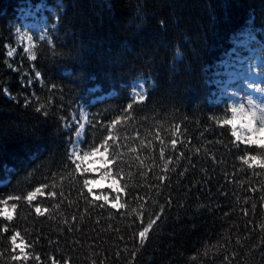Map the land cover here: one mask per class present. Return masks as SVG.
Wrapping results in <instances>:
<instances>
[{"label": "trees", "instance_id": "1", "mask_svg": "<svg viewBox=\"0 0 264 264\" xmlns=\"http://www.w3.org/2000/svg\"><path fill=\"white\" fill-rule=\"evenodd\" d=\"M38 7L33 61L17 30ZM244 40L264 58V0H0V206L16 204L0 264H264V168L241 159L264 149L218 123L231 113L217 79ZM76 132L81 156L118 154L122 208L85 198ZM17 232L27 260L12 259Z\"/></svg>", "mask_w": 264, "mask_h": 264}, {"label": "snow or ice", "instance_id": "2", "mask_svg": "<svg viewBox=\"0 0 264 264\" xmlns=\"http://www.w3.org/2000/svg\"><path fill=\"white\" fill-rule=\"evenodd\" d=\"M22 51L24 54H26V57L29 60H35L37 57L29 56L27 54L26 49L23 47ZM17 53V48L12 47L10 49H7L6 56L8 58H13L14 55ZM9 68H12L11 63L7 65ZM15 71L16 69H12ZM36 78H39L41 76V73L37 74L35 73ZM33 81L29 79L28 85H30ZM42 83V81H41ZM7 92V90H5ZM146 99L144 97L142 100H137L138 102H142ZM129 108L132 107L131 104L128 105ZM39 110V109H38ZM231 113L230 118L222 119L220 120L219 126L225 127L229 126L230 136L234 139L237 143H243L246 147H257L260 149H264V128H258V122H252L251 117L248 115L239 116L236 114V109L228 110ZM76 137H80V133H75ZM143 144V141H141ZM173 146H175L176 141H172ZM80 146L78 140L75 141L73 148L71 149V154L69 156V160L72 164L75 165V168L78 172H80L81 175H86L89 173H98L99 178L97 179H90L85 178L83 180L82 187L86 189V192L84 193L85 198L91 197V203H95L96 201H101L102 203L99 205L100 208H104L105 205L110 204L111 208L118 209L122 208L123 205L119 203L120 200V193L124 192V188L120 186V179L118 177L121 176V173L123 172V169L117 164V171L115 175L112 172V165L116 163L117 161V155L114 154L112 159H109L107 154V148L104 149V151H101L97 147H93L92 150L83 152V155H80ZM161 156H163V152H161ZM102 157V159H101ZM243 160V163L248 166V168H264V159H261L260 155H252L248 156L247 158L241 157ZM165 168H167V164L165 165ZM101 169H104V171H101ZM107 188L111 191L117 193L115 197H110L109 195L105 194L103 189ZM37 192H40V189H36ZM43 195V193H41ZM49 195L54 196L55 193H49ZM23 197L17 196L16 199H21ZM13 199L12 197H9V200ZM26 199L29 204L36 199V193L34 192H28ZM3 206H0V217L6 218L8 221H11L13 219L15 210H16V204H12L11 207L7 206V202H2ZM255 207V205H253ZM35 213L43 216L45 213L49 212L48 208H41L39 205H37L34 209ZM158 219V217H157ZM156 223V220H150L148 222L147 227H145L142 231L139 232V236L141 238V243L144 242V240L147 238V234L149 232V229L153 227V225ZM7 229H5L6 231ZM20 234L17 232L15 235L11 237L12 245H13V252L18 248L20 255L13 256L12 259L15 260H27L28 256L25 254V248L26 244L23 240H20L19 243H17V237ZM36 259L39 260L40 257L37 255ZM53 264H56L54 261Z\"/></svg>", "mask_w": 264, "mask_h": 264}, {"label": "rangeland", "instance_id": "3", "mask_svg": "<svg viewBox=\"0 0 264 264\" xmlns=\"http://www.w3.org/2000/svg\"><path fill=\"white\" fill-rule=\"evenodd\" d=\"M47 27L48 16L42 7H38L35 11L27 10L24 13L22 25L17 30L20 46L24 48L27 46V40L23 39L25 33L31 36L35 46L36 37H44ZM239 46L241 49H236L229 54L223 62V72L217 79V83L229 104L240 103L248 96H251L257 103L264 104V58L259 48L250 40L241 41ZM145 93L146 88L143 82L137 81L133 90L135 98L142 100ZM87 118V113H85L82 132ZM81 139L82 136L80 135L78 141ZM93 174L95 177L92 179L99 178L98 173Z\"/></svg>", "mask_w": 264, "mask_h": 264}, {"label": "clouds", "instance_id": "4", "mask_svg": "<svg viewBox=\"0 0 264 264\" xmlns=\"http://www.w3.org/2000/svg\"><path fill=\"white\" fill-rule=\"evenodd\" d=\"M23 39L27 40V46L25 47L27 54L30 57L34 56V45L31 36L25 33ZM231 109H236V114L239 116L248 115L251 117L252 122H258V128H264V104L257 103L251 96L246 97L240 103H230L227 110Z\"/></svg>", "mask_w": 264, "mask_h": 264}]
</instances>
